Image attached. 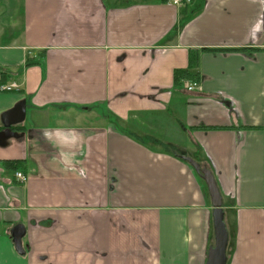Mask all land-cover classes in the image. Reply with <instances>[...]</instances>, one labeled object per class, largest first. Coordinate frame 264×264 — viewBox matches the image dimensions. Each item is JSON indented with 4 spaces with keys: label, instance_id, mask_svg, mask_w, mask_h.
I'll list each match as a JSON object with an SVG mask.
<instances>
[{
    "label": "crops",
    "instance_id": "0c3cea01",
    "mask_svg": "<svg viewBox=\"0 0 264 264\" xmlns=\"http://www.w3.org/2000/svg\"><path fill=\"white\" fill-rule=\"evenodd\" d=\"M168 1L0 6V264H207L214 207L182 155L215 176L227 264H264V0ZM168 123L183 153L158 147Z\"/></svg>",
    "mask_w": 264,
    "mask_h": 264
},
{
    "label": "water",
    "instance_id": "95a60500",
    "mask_svg": "<svg viewBox=\"0 0 264 264\" xmlns=\"http://www.w3.org/2000/svg\"><path fill=\"white\" fill-rule=\"evenodd\" d=\"M181 158L186 161L206 183L209 194L214 207L213 211V226L215 234V245L210 248L207 264H227L228 263V245L229 231L225 222V211L223 209V197L218 187L217 181L213 172L203 166L193 158L182 155ZM26 234V229L23 225H16L11 235L16 246V250L20 255L25 254L22 240Z\"/></svg>",
    "mask_w": 264,
    "mask_h": 264
},
{
    "label": "rangeland",
    "instance_id": "374dc122",
    "mask_svg": "<svg viewBox=\"0 0 264 264\" xmlns=\"http://www.w3.org/2000/svg\"><path fill=\"white\" fill-rule=\"evenodd\" d=\"M0 6H2L7 12H10L11 10H13V11H16L19 14V11H20V9L22 8L23 5H21V0H0ZM7 15L9 16L10 14H7ZM96 119L97 118H96L95 114L93 113L92 115L87 117V119H83L82 123L85 122V121H90V120L95 121ZM120 126H122V125H120ZM155 126L156 127H154V128H157V129L158 128H162L164 130H171L173 132L172 135H170L167 132H163V136H161V137L159 136L161 138V142H162L160 144L161 146L158 145L159 148H162L163 150H166V151L169 150L171 152L183 153L181 151V149H179V148H182V146L184 145L185 140H184V137H182V135H180L177 132V131H180V130L176 129L175 127H171V125L169 123L162 125V127L160 125H158V124H156ZM122 127L129 128L128 126H122ZM149 133L153 134L154 131H150ZM153 135L156 136L157 134H153ZM168 139H172L173 142L179 143L180 146L178 144H174L172 141H169ZM188 141H189V138L187 140V143H188ZM152 145H156L157 146V144L149 141V146H152Z\"/></svg>",
    "mask_w": 264,
    "mask_h": 264
},
{
    "label": "trees",
    "instance_id": "16d2710c",
    "mask_svg": "<svg viewBox=\"0 0 264 264\" xmlns=\"http://www.w3.org/2000/svg\"><path fill=\"white\" fill-rule=\"evenodd\" d=\"M203 51H219V52H229V51H233V50H216V49H204ZM238 51H246L244 49H238ZM197 61H198V55L194 56L192 55L191 57V68L195 67L197 65ZM31 63H27V67L30 66ZM0 86L1 85H5L8 80L13 76L14 72L11 69H6L4 67L0 66ZM197 76V73H192L190 71H186V70H177L176 74H175V80L178 84H180L182 82L183 79H187V80H193L195 79ZM2 128H0L1 130ZM199 129H208L207 127H199ZM12 131L15 130H20V128L18 127H12L11 128ZM9 169L11 170H19V169H23L25 168V163L23 161H15V162H11L10 164H8Z\"/></svg>",
    "mask_w": 264,
    "mask_h": 264
},
{
    "label": "built area",
    "instance_id": "2783aa9c",
    "mask_svg": "<svg viewBox=\"0 0 264 264\" xmlns=\"http://www.w3.org/2000/svg\"><path fill=\"white\" fill-rule=\"evenodd\" d=\"M169 3L175 4V5H187L192 2V0H169ZM182 86L189 92H195L200 90L201 88V82L200 80H187L183 79L182 80ZM16 89V85H1L0 86V91L2 92H13ZM16 177L18 180H20L22 183H25L28 179V177L22 173V172H17Z\"/></svg>",
    "mask_w": 264,
    "mask_h": 264
}]
</instances>
